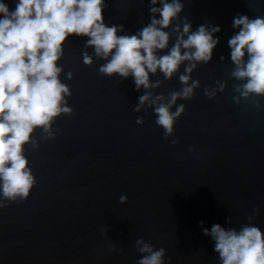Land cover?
<instances>
[{
    "label": "water",
    "instance_id": "95a60500",
    "mask_svg": "<svg viewBox=\"0 0 264 264\" xmlns=\"http://www.w3.org/2000/svg\"><path fill=\"white\" fill-rule=\"evenodd\" d=\"M183 3L181 15L193 28L204 23L221 31L212 60L191 73L200 82L194 96L177 100L185 105L174 125L178 143L163 137L147 105V114L133 111L143 88L135 90L130 76L101 75L104 60L94 55L85 64L86 37H70L59 63L74 112L56 118L51 139L37 129L39 147H27L37 183L24 201L0 208V264H137V238L164 247L166 264H219L200 221L209 228L253 223L264 231V97L233 101L238 81L227 45L233 17L264 15V0ZM106 5L105 22L123 24L125 33L149 22L148 0ZM178 76L165 80L157 72L150 78L162 83L153 92L180 89ZM205 87L216 95L208 98Z\"/></svg>",
    "mask_w": 264,
    "mask_h": 264
},
{
    "label": "clouds",
    "instance_id": "9594fccd",
    "mask_svg": "<svg viewBox=\"0 0 264 264\" xmlns=\"http://www.w3.org/2000/svg\"><path fill=\"white\" fill-rule=\"evenodd\" d=\"M106 6V0H12L11 6L0 0V208L24 201L37 183L26 155L28 145L39 147L35 131L40 129L51 139L56 135L52 131L56 118L74 112L67 99L71 89L61 79L64 70L59 63L70 37H86L81 52L85 64H91L94 55L104 60L98 67L101 75L130 76L135 90L143 88L133 111L144 109L147 114V105L163 137L178 143L174 125L185 105L177 100L191 99L200 86L191 73L198 64L212 60L220 26L202 23L193 28L181 15L183 0H148L149 22L134 33H125L123 24L105 22ZM231 26L228 59L239 94L232 99L239 104L241 98L264 97V15L237 13ZM157 72L165 80L179 72L181 88L166 95L153 92L162 83L150 78ZM65 76L71 79L72 73ZM217 83L223 91L225 83ZM216 91L204 89L210 99ZM143 122V116L136 118L137 124ZM126 200L121 194L119 201ZM203 223L201 230L212 240L219 264H264V231L259 226L246 223L237 229L213 223L209 228ZM225 224H231L230 217ZM135 245L142 254L137 264H166L164 247L157 249L143 238H137ZM111 250H116L115 245Z\"/></svg>",
    "mask_w": 264,
    "mask_h": 264
}]
</instances>
